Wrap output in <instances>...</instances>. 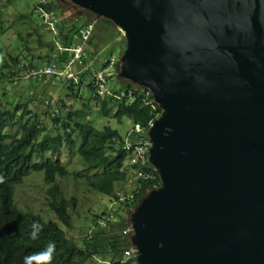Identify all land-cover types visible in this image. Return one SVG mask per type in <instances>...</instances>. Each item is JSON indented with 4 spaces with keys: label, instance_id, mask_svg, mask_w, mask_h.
<instances>
[{
    "label": "water",
    "instance_id": "1",
    "mask_svg": "<svg viewBox=\"0 0 264 264\" xmlns=\"http://www.w3.org/2000/svg\"><path fill=\"white\" fill-rule=\"evenodd\" d=\"M126 38L119 76L161 114L141 264H264V0H71Z\"/></svg>",
    "mask_w": 264,
    "mask_h": 264
},
{
    "label": "trees",
    "instance_id": "2",
    "mask_svg": "<svg viewBox=\"0 0 264 264\" xmlns=\"http://www.w3.org/2000/svg\"><path fill=\"white\" fill-rule=\"evenodd\" d=\"M65 1L51 0L50 7L63 14ZM86 13L83 15L88 16ZM86 22L83 18L78 22H63L66 45H75ZM105 28L100 27V33L107 31ZM37 41L43 47L42 40ZM0 49L5 52L3 47ZM51 52H54L53 44ZM96 52V48H91L93 55ZM17 55L18 52H7V60L5 64L0 62V70L12 68ZM62 58L66 60L69 56ZM2 81H7V77L0 71ZM121 91L124 93L121 99L103 100L86 76L79 82H67L61 99L62 110L55 116L56 106L52 105L46 106L49 108L46 112L36 113L32 106L36 94L29 90L23 98L15 95L9 96L6 102L0 101V264H25V257L30 258L27 264H89L93 259H96L94 264H102L100 257L106 258L104 264H140L134 257L124 256L132 244L124 235L123 219L114 223L110 217H104L105 213L95 215L93 232L81 243L69 237L60 224L71 229L78 212L79 200L68 198L60 184V180L73 174L91 191L116 202H120L116 187L135 180L139 190L134 192V199L121 204L130 215L149 192L160 187L159 173L149 163L132 168L128 165L131 152L124 149V140L117 130L110 126L100 130L90 120L95 107L105 118L112 116L118 122L129 118L134 127L140 125L146 132L161 109L155 103L156 109L153 108V97L147 96V90L130 81H123ZM77 101L81 102L78 109L74 106ZM43 103L46 105L45 100ZM65 150L82 159L86 168L73 173L64 160ZM150 173L154 174L155 181L146 180ZM35 175L41 176L47 188V210L55 213L59 221L46 220L32 207L18 201L23 184L34 180ZM115 216L119 217L117 213ZM101 221L108 223V227L99 226ZM33 231L38 233L35 239ZM50 241L55 242L54 251H50V256L40 255Z\"/></svg>",
    "mask_w": 264,
    "mask_h": 264
},
{
    "label": "rangeland",
    "instance_id": "3",
    "mask_svg": "<svg viewBox=\"0 0 264 264\" xmlns=\"http://www.w3.org/2000/svg\"><path fill=\"white\" fill-rule=\"evenodd\" d=\"M68 3L71 4L69 1ZM35 5L36 0H0V47L5 49V53L12 51V49L17 46L18 37L20 35L28 39L30 45L34 49V53L30 52L31 54L40 57L41 54L49 52V49H40L36 43L38 38L45 41H52V37L49 31L44 27H38L41 23L38 15L34 12ZM68 10H71L69 12L73 13L75 8L69 6ZM69 12H64L61 15L63 21H70L73 19ZM22 17H26L27 19H23ZM93 19H95V17H90L89 20ZM105 27L107 31L99 32L98 37L94 39L93 46L97 49V52L101 53L103 51L105 54L104 56L102 54L95 55L94 58L91 59L92 68L94 70H98V67L101 70L107 58L113 59L115 64L120 63L119 60L126 48L124 37H119L121 33L116 26L106 24ZM29 33L32 34L31 37H28ZM106 45L108 46L107 52L105 49ZM34 63L37 65L36 62ZM95 65L97 67H95ZM116 72L117 70L114 73L111 71L108 74L109 82L112 86L121 87L123 81H121V78L115 77ZM21 73L22 71H19L17 76L20 77ZM27 90L36 94L33 95L34 103L32 105L36 113L41 114L49 110L43 103V100L47 99L55 100L58 108L62 110L61 99L64 94V86H62V84L46 85L35 81L27 82L24 80H17L13 83L8 81V84L1 82L0 101L4 100V102H6L7 98L13 96V94L22 93L21 98H23L26 96ZM39 102L40 105L36 106ZM74 106L76 109L80 108L81 102L77 101ZM90 120L100 130L105 126L112 127L117 130L123 138H126L127 134L134 127L129 118H124L122 122H118L112 116L105 118L95 107H93ZM64 160L70 166L73 173L81 172L86 168L85 162L77 155L69 152V150H65ZM60 184L68 198H77L79 200L78 212L74 215L73 219V227L68 229L65 225L60 223L69 237H72L77 242H83L85 238L89 236L90 231L96 224L95 220L97 217H95V215L101 216L105 212L109 214V211H111V215L114 216L115 213L119 211L118 215L121 219L120 221L130 217V213L125 208L121 207L119 203L113 205L109 198L91 191L85 182L81 179H77V176L74 174L68 179L60 180ZM135 186V180L130 181L128 184L118 185L116 187V194L118 193L120 197L129 198ZM46 189L41 176L35 175L34 180H27L23 184L17 199L25 207H32L35 212L42 214L46 220L53 219L58 221L57 215L46 208ZM100 258L103 261L102 264H104L106 258ZM95 260L96 259L91 260L89 264H94Z\"/></svg>",
    "mask_w": 264,
    "mask_h": 264
},
{
    "label": "clouds",
    "instance_id": "4",
    "mask_svg": "<svg viewBox=\"0 0 264 264\" xmlns=\"http://www.w3.org/2000/svg\"><path fill=\"white\" fill-rule=\"evenodd\" d=\"M68 1L72 5H70L68 3ZM50 4H51V0H36V5L34 8V12H35V14L38 15V17L40 19V23H41V25L38 27H44L47 31H49V33L52 37V41H45V40H42L41 38H38V39L42 40V42H43L42 46L43 47L39 46L38 41H37L38 39L36 40V43L40 49H49V52L41 54L40 57L36 56L35 54H31V53H34V49L30 45L28 39H26L24 36L20 35L18 37L17 46H15L12 49V51H8V52H18V55H17V58L15 60L13 67L9 68V69L5 68V69L0 70L7 77V81H2V82H5L8 84V81L13 83L14 81H17V80H24L27 82L35 81V82L46 84V85L62 84V86H64V84L67 82H71V81L79 82L83 76H86V80H88V82H90L92 80V82L94 83L96 93L99 96V98L106 100L109 98L121 99L122 97H124V93H123V91H121V87L112 86L109 82V76H108V74L111 71L114 73L117 70L115 77L117 76L118 78H121V81H130L128 79H125V78L119 76V73L121 71V59L119 60L120 63L115 64L113 59L107 58L106 61L104 62V63L108 62L107 66H104V64H103L101 70L99 69V67H98V70H94L92 68L91 59H93L95 55H100V54H102L103 56L105 55L103 51L101 53L96 52L95 55H93L91 53V48H95L93 46L94 39H96L99 35V32H100L99 28L100 27L105 28L106 22L110 23L111 21L105 17H99L97 14L89 11L88 9L81 8L80 6L74 4L71 0H66L65 1V8H66L65 12L71 11V10H68L69 6L70 7L71 6L77 7V8H75V11L73 13L69 12V14H71L73 19L70 21L66 20V22H78L82 18L84 21H87L86 24L80 29L79 34L77 36V42L75 43V45L68 46V45H66V43L64 41V37H63L64 32L62 31V25H63V22L65 20L64 21L62 20V18H61L62 14L60 12H57L56 10L52 9L50 7ZM85 11L89 13L88 16L83 15L84 13H86ZM90 17H95V19L89 20ZM22 18L27 19L26 17H22ZM100 19H102V20H100ZM103 21H106V22H103ZM111 23L113 25H115L113 22H111ZM120 33L122 35L121 37H124V35L121 31H120ZM94 34L96 37L93 39ZM31 36H32V34L29 33L28 37H31ZM124 40L126 42V48H127V41H126L125 37H124ZM51 44H53V46H54V52L53 53L51 52ZM107 48H108V46L105 47L106 52H107ZM126 48H125V50H126ZM125 50L123 52V55L125 53ZM64 55H68L69 58L64 60L62 58V56H64ZM123 55L121 56V58L123 57ZM6 56H7V53L2 52L0 49V62L2 64H5V62L7 60ZM34 62H36L37 65ZM95 67H97V66L95 65ZM19 71H22L20 77L17 76ZM101 72L105 74V77L107 80V87H108L109 93H107L105 95L100 94L99 85L97 82L98 74ZM130 82H132V81H130ZM0 84H1V82H0ZM133 84L136 86L143 87V89L148 91L147 96L153 97L152 105H153V108L156 109L157 104H156V100H155V97H154L152 91L150 89H148V87H146V86H142V85H139L136 83H133ZM21 94H16V95L21 96ZM13 96H15V94H13ZM130 96H131L130 97L131 100H133L132 95H130ZM45 103H46V106H50V105L56 106L55 111H54V116L60 114V109L58 108L55 100L47 99V100H45ZM154 103L156 105H154ZM160 114L161 113L156 115V118L151 123V125L149 126V128L146 132L141 128L140 125H138V126L133 127V129L127 134L126 138H123L121 136L124 140V143H123L124 149L131 152V158H130V161L128 163V165H130L131 168L134 165H145L147 163H149L152 167H154L150 162L151 152H149L147 157L142 158L138 155V149H136V148L139 147V141L141 138H147L151 141L149 132H150L151 128L154 126L156 119L159 118ZM133 126H134V124H133ZM127 145H130V148H127ZM151 147H152V145H151ZM151 147H150V150H151ZM155 170L158 172V170L156 168H155ZM159 179H160V175H159ZM146 180L155 181L156 178H155L153 173H150L147 176ZM160 186H161V181H160ZM159 188L160 187L155 188L154 190L149 192L148 195H150L152 192H154L155 190H157ZM138 190H139V186H135V189L129 198L120 197V195H118V193H117L116 195L120 198V202H116L115 200L110 199V198L109 199L113 203V205H117L119 203L121 206L122 203H125L127 201L132 202V200L134 199L133 194H134V192H136ZM142 201H141V203H142ZM139 205L136 206L135 209L138 208ZM135 209L133 210L130 217H128L129 220L123 219L125 221V226H126L125 231H124V235L128 236V239H130V241H131V237L133 234L132 225L130 223H131V217H132ZM118 212L119 211L116 212L117 215H118ZM104 217H110L111 219L114 220V223L118 222L120 219L119 217L116 218L115 215L112 216L111 211H109V214L107 212H105ZM99 226L108 227V223L106 224L105 221H101L99 223ZM92 232H93V229L91 230V233ZM37 235H38V233L36 231L32 232V238L35 239L37 237ZM78 243H81V242H78ZM131 244H132V241H131ZM54 249H55V242L50 241L48 243L46 249H45V252L40 253V255H49L50 256V251H54ZM124 256L125 257H134L136 259V261L139 262L138 250H136V248L133 246V244H132L131 248L128 249V251H126L124 253ZM29 259H30L29 257H25V264H27V261Z\"/></svg>",
    "mask_w": 264,
    "mask_h": 264
},
{
    "label": "built area",
    "instance_id": "5",
    "mask_svg": "<svg viewBox=\"0 0 264 264\" xmlns=\"http://www.w3.org/2000/svg\"><path fill=\"white\" fill-rule=\"evenodd\" d=\"M97 82L99 85L100 94L105 95L109 93L107 87V80L104 73L101 72L98 74ZM150 147H151V141L147 138H141L139 141V147L136 148L138 149V155L142 158L147 157L150 152ZM127 148H130V145H127Z\"/></svg>",
    "mask_w": 264,
    "mask_h": 264
}]
</instances>
